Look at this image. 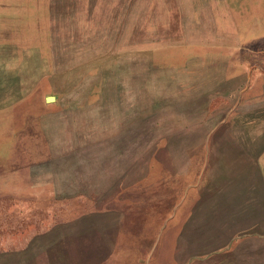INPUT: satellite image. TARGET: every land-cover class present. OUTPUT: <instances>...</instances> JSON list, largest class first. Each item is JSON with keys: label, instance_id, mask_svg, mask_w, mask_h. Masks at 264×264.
I'll return each mask as SVG.
<instances>
[{"label": "rangeland", "instance_id": "rangeland-1", "mask_svg": "<svg viewBox=\"0 0 264 264\" xmlns=\"http://www.w3.org/2000/svg\"><path fill=\"white\" fill-rule=\"evenodd\" d=\"M263 9L264 0H0V264H16L11 252L58 208L112 199L124 171L134 181L139 156L168 155L175 168L191 157V188L198 157L254 154L264 165V65L245 40L246 18ZM178 197L173 264H264L261 204L237 210L231 249L212 251L213 200L198 204L197 189ZM247 215L253 234L242 231Z\"/></svg>", "mask_w": 264, "mask_h": 264}, {"label": "crops", "instance_id": "crops-1", "mask_svg": "<svg viewBox=\"0 0 264 264\" xmlns=\"http://www.w3.org/2000/svg\"><path fill=\"white\" fill-rule=\"evenodd\" d=\"M246 20L245 40L250 44L251 54L260 55L258 58L264 65V9L251 12ZM253 70L254 67L248 68L247 82L253 80ZM259 157L238 153L192 159L197 163V187L191 188L184 181L189 177L191 157H184L181 166L175 168L171 156L158 153L139 156L140 164L134 165V181H126L124 171L112 199L87 198L89 204L76 201L58 208L54 221L33 231L28 242L11 253L18 255L16 264H173V197L176 190L183 204L194 189L198 190V204L206 200L205 193H213L214 198L204 202L213 200L206 208H212L215 219L220 220L211 229L215 243L212 251L230 250L237 236L234 231L237 210L253 211L255 203L264 209V165H260ZM178 184L179 190L175 189ZM190 218H186L185 227L189 226ZM243 226L242 231L254 233L250 215ZM261 233L264 235V230ZM188 258L181 263L187 264Z\"/></svg>", "mask_w": 264, "mask_h": 264}, {"label": "trees", "instance_id": "trees-1", "mask_svg": "<svg viewBox=\"0 0 264 264\" xmlns=\"http://www.w3.org/2000/svg\"><path fill=\"white\" fill-rule=\"evenodd\" d=\"M208 254H202V255H199V256H207Z\"/></svg>", "mask_w": 264, "mask_h": 264}]
</instances>
